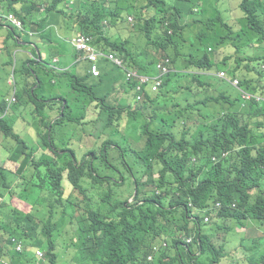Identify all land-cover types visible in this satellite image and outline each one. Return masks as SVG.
Returning a JSON list of instances; mask_svg holds the SVG:
<instances>
[{
  "label": "clouds",
  "instance_id": "9594fccd",
  "mask_svg": "<svg viewBox=\"0 0 264 264\" xmlns=\"http://www.w3.org/2000/svg\"><path fill=\"white\" fill-rule=\"evenodd\" d=\"M59 1L0 0V121L21 137L0 127V166L7 172L6 182L0 175V263L111 264L99 243L114 223L93 230L86 218L114 206L112 237L133 240V224L142 228L150 241L147 264H238L228 254L242 264H264L261 159L206 130L214 118L247 114L252 101L264 104V78L241 68L251 63L264 71L262 48L249 56L244 47L252 33L264 42V0H151L191 67L137 34L147 18L145 0ZM252 90L261 91L254 97ZM84 100L91 102L86 111L77 116L75 106L71 115L70 105ZM8 142L36 156L56 152L66 167L38 194L46 215L45 221L36 216L38 224L27 222L36 211L28 201L34 173L23 158L10 159ZM256 143L264 145V132ZM240 154H249L247 164ZM57 195L73 208L61 210ZM147 206L160 214L152 228ZM47 208L67 223L53 226L55 238L53 231H36L48 220ZM38 235L45 236L41 245L30 240ZM48 238L55 241L52 253L44 247Z\"/></svg>",
  "mask_w": 264,
  "mask_h": 264
},
{
  "label": "trees",
  "instance_id": "16d2710c",
  "mask_svg": "<svg viewBox=\"0 0 264 264\" xmlns=\"http://www.w3.org/2000/svg\"><path fill=\"white\" fill-rule=\"evenodd\" d=\"M55 5L60 4L61 1L53 0ZM146 6L145 10L147 13V18L143 16V25H140L137 34L143 38L147 43L151 45H158L164 50L165 54H167L174 63H182L188 67L193 66V60L189 57L181 55L177 51V47L175 42L171 40L170 37L167 36L165 20L161 19L159 14L154 9V3L151 0H145ZM23 16H27L30 14L28 9H24L21 13ZM110 47L114 52H117L119 55H122L121 51H118L114 44H110ZM196 65L199 69L207 70L209 67L200 62H197ZM189 78V77H188ZM191 80H197L202 82H209V80L213 79L211 77L204 76H191ZM253 91V90H252ZM91 104L90 100L77 101L76 103H72L69 107V113L74 115L75 106H77V111L80 114L77 116H81ZM201 117L208 121V116L201 113ZM123 118L120 117L117 121H121ZM83 126H86V122L82 123ZM1 129L6 132L8 135L13 138H21L20 133L16 132L14 127L10 123H6L5 121H0ZM207 132L211 135L212 139L215 138H225L232 144L244 145L247 148L245 151H255L256 154L259 155L262 163V167H264V145L256 146L259 141V136L263 135L264 132V104L259 103L257 101H252L249 104V113L242 114L240 111L238 112H229L223 117H219L218 119L214 118L212 122H208L206 126ZM19 141V140H16ZM3 148L9 152L10 159L14 162H19L23 158L24 163H28L32 172L34 173L30 178V182L35 188L34 192L29 196L28 201L33 204L36 208V211L28 216L27 222L32 224H38L40 221L39 217H36L38 214L41 215V220H46V215L42 211V203L39 200L38 194L41 190H45L48 188L49 184L53 181H57L60 178V172L64 171L66 167L60 165L59 155L56 152L51 154H45L41 156H36L35 152L28 148L23 143H5ZM249 154L243 155L240 154L239 161L243 164H247L246 161L248 159ZM201 173H199L200 175ZM0 175L4 178L5 182L7 181V172L0 166ZM58 204L61 210L67 213L68 210L73 208V205L67 201L63 196L57 195ZM259 200H263L264 204V184L262 185L261 192L259 195ZM48 209V220L44 227L37 229L36 231L43 230L49 235L56 232V226H53L57 223H62L58 226V229L65 228L66 229V221L59 222L57 221V216L55 214L54 209ZM130 216H132V211H128ZM145 215L147 219V224L150 228L154 226V220L160 218V214L158 210L153 206H147L145 208ZM73 215V214H71ZM117 218V212L114 206L111 209H108V212L105 213H91L87 216L86 221L90 226L98 227V230L104 227L105 225L114 223L110 228L105 230L104 241L99 244L106 247L111 253V264H147V262L142 258L143 254L147 251L150 241H148V235L145 231L133 224V227L136 229V238L125 240L118 237H112V229L118 222H115ZM107 219V220H105ZM82 224L89 230H92L85 221H82ZM41 227V226H40ZM70 233L75 234L72 230L69 229ZM77 237L80 239L83 238V234L76 232ZM45 239V236H35L30 238V240L37 245H41ZM55 241L51 238H48L45 242V249L50 253L55 250Z\"/></svg>",
  "mask_w": 264,
  "mask_h": 264
},
{
  "label": "rangeland",
  "instance_id": "374dc122",
  "mask_svg": "<svg viewBox=\"0 0 264 264\" xmlns=\"http://www.w3.org/2000/svg\"><path fill=\"white\" fill-rule=\"evenodd\" d=\"M65 36L69 37V33L65 32L64 34ZM253 38H251L250 40H245L244 42V47L245 49L247 50V52H250L251 54H249V56H253L256 54V52L260 51L261 48L262 50L264 51V42L263 44H257L256 40L258 39V37L253 34ZM69 49V48H67ZM42 54H43V57L45 60H49V48L48 47H43L42 48ZM241 68H243L244 72L248 75H250L251 77H255L256 75H260L261 77L264 78V71H259L256 67L255 69L251 66V63H244L241 65ZM260 91L261 90H258L257 93H254L253 91H250L249 94H251L252 96H257L258 94H260ZM3 152L0 151V159L1 161H4V158H3ZM238 239V242H237V246L239 247L240 244H241V235L238 233L237 234V238ZM231 248H234V245L231 246ZM228 253H229V250H228ZM228 256H230V258H228L230 261H235L237 262L238 264H242V262L239 260V257L236 256V255H230L228 254ZM1 264V263H0ZM221 264H226V260H223V262Z\"/></svg>",
  "mask_w": 264,
  "mask_h": 264
}]
</instances>
